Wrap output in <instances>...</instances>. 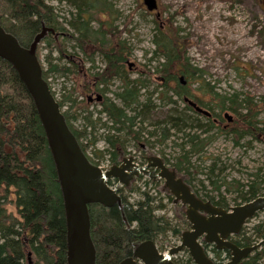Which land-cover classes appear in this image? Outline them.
Listing matches in <instances>:
<instances>
[{"label": "trees", "instance_id": "trees-1", "mask_svg": "<svg viewBox=\"0 0 264 264\" xmlns=\"http://www.w3.org/2000/svg\"><path fill=\"white\" fill-rule=\"evenodd\" d=\"M54 2L57 4L45 0H0V25L25 47L43 26L50 28V37L42 39L36 50L42 77L49 82L50 74L54 78L70 75L73 79L77 74L86 75L102 94L103 99L93 103L99 105L98 113L104 119L92 118V112L87 111L90 104L82 94L79 101L83 103L79 106L82 124L78 126L74 124L78 119L76 100L72 97L74 88L65 92L63 86L58 97L51 88L61 110L63 103L69 102V108L62 113L90 162L100 165L106 154L110 165L111 160L126 152L129 140L136 142L145 133L147 140L154 137L153 146L180 134L179 143L173 140L179 146V156L173 162L164 154L163 157L180 175L189 176L196 172L190 170L191 156L203 151L219 135L228 137L236 146H247L253 140L264 143V118L259 116L264 112V96L239 97L238 93L227 96L215 92L214 86L205 79V71L189 63L185 40L180 36L182 41H178L173 33L177 29L167 31L159 25L157 17L152 19L156 24L154 48L148 62L136 68L146 78L131 79L128 59L132 49L123 37L125 28L115 24L120 13L112 1ZM59 4L71 7L69 18L59 15ZM69 41L71 50L66 47ZM42 47L46 50L44 58L40 54ZM96 58L102 66L96 65ZM155 61L156 65L150 66ZM115 79L120 81V90L115 92L119 103L106 96L108 85ZM89 82H84L87 90L92 88ZM150 82L155 87L140 101V90ZM195 83V88H191ZM153 95L163 106L170 105L162 121H149L156 107ZM189 100L212 112L218 120L222 112L231 114L232 120L221 123L213 121L211 116H201L191 108ZM178 102L183 106L179 108ZM146 120L149 128L145 131L142 124ZM98 123L103 129V149L95 145ZM245 139L250 140L242 144L240 141ZM215 163L208 167L207 177L217 195L209 196L199 189L195 191L199 197L228 208L230 205L218 193L221 186L235 194L234 199L240 200L239 203L264 196V178L255 174L245 184L227 182L224 178L218 180L211 176ZM107 183L111 185L110 179ZM118 192L120 204H88L96 264H118L145 240H152L161 251L170 245L171 238L178 239L188 224L183 211L176 210L174 198L165 191L132 185L126 190L119 188ZM133 195L137 196L133 199ZM168 203L170 216L166 213ZM65 235L63 199L35 106L10 63L0 58V264H66ZM261 239H264V217L249 228L243 226L231 237L238 246L255 244ZM216 252L229 254L227 249ZM172 260L174 264H195L187 250ZM240 264H264V242Z\"/></svg>", "mask_w": 264, "mask_h": 264}, {"label": "rangeland", "instance_id": "rangeland-1", "mask_svg": "<svg viewBox=\"0 0 264 264\" xmlns=\"http://www.w3.org/2000/svg\"><path fill=\"white\" fill-rule=\"evenodd\" d=\"M45 1L57 4L54 0ZM111 1L114 8L120 13L115 24L119 25L120 28H125L123 37L132 49V54L128 59L131 63L130 66L140 68L142 64L148 62L154 48L152 38L156 27L152 19L156 17V12H158L159 25L167 31L177 29L173 33H175L178 41H182L180 36L185 40V55L189 59V63L205 71V79L214 86L215 92L227 96L238 93L239 97L245 94L254 96V98L264 96V32H262L264 30L262 29L264 28V5L262 0H157V9L148 14H145L147 10L142 0ZM58 8L61 17L69 18L67 14L71 7L59 4ZM127 16H129V21ZM66 45L67 50H71V41L67 42ZM45 53L46 50L42 47L40 52L42 58H44ZM53 56L57 57L56 53ZM149 64L155 66L156 61ZM96 65L102 66L98 58H96ZM128 76L131 79L146 78L145 75H140L135 71L129 72ZM77 81L80 83V101L82 94H84L83 86L90 81V78L88 79L86 75H79ZM63 82L61 77L56 76L53 79L56 97L60 96L62 87L66 86ZM196 85L197 83L191 88H195ZM153 87H155L154 82H150L145 89H141L139 100L142 101L145 93ZM119 90L120 81L115 79L108 85L106 96L119 103L115 98V92ZM152 101L156 107L153 115L149 116V121L164 120L165 111L170 108V105L163 106L156 95L152 96ZM178 103L179 108L183 106L182 103ZM82 104L79 103V106L82 107ZM98 109L99 105L95 103L87 107V111L92 112L93 119L100 117L103 120L104 116L98 113ZM259 116L264 118V112L260 113ZM146 122L147 120L142 124L145 131L149 128V124ZM75 124L80 126L82 118L79 117ZM95 132L97 136L95 145L97 148L103 149L105 147L101 137L103 129L99 123L96 125ZM179 135L173 136L171 140H167L163 144H155L154 146L152 145L155 141L154 137H148L147 140L146 133L137 141L145 143L149 151L159 153L161 156L164 154L170 162H173L179 156V146L174 144L173 140L179 143L180 139L177 138ZM246 140L250 139L240 142L243 144ZM136 144V142L129 140L126 149L133 151ZM106 158L107 155L105 154L101 160L100 166L103 168H107L109 165ZM214 162H216L215 170L211 176L217 177L218 180L224 178L227 182L238 181L245 184L255 174L264 178V143L253 140L247 146H236L228 137L219 135L207 144L203 151L192 155L189 160L190 170L197 173L189 175L191 184L196 190L199 191L200 189V191L208 193L209 196L217 195L215 193L217 191L212 189L207 177L209 174L208 167ZM145 188L148 189V186ZM218 193L230 206L240 202V200L236 202L235 194L229 193L222 186ZM134 196L137 195L131 197L134 199ZM170 208L171 204L168 203L166 213L169 216L172 215ZM263 217L264 210L257 212L256 216L251 218L244 227H251ZM170 240L172 241L170 245L163 247L160 252L178 244L180 237L178 239L173 237ZM208 252L213 257L211 250Z\"/></svg>", "mask_w": 264, "mask_h": 264}, {"label": "water", "instance_id": "water-1", "mask_svg": "<svg viewBox=\"0 0 264 264\" xmlns=\"http://www.w3.org/2000/svg\"><path fill=\"white\" fill-rule=\"evenodd\" d=\"M142 2L147 11L156 10L158 7L157 0ZM262 3L264 4V0ZM155 16L158 18L159 13L156 12ZM47 31L51 29L43 26L25 47L0 25V58L10 63L29 94L54 162L65 214L66 264H96L95 247L90 236L88 204H120V195L115 188L109 186L107 180L114 177L119 183L127 184L138 173L163 179L174 201L185 206L183 213L190 228L182 231L180 242L165 252H160L152 240H145L135 246L131 256L122 259L118 264H174L172 256L183 250H187L195 264H215L200 240L230 252V259L222 264H238L240 259L264 242L261 239L251 246L241 248L228 239L247 220L264 210V196H257L228 208L217 206L197 196L157 155L148 157L145 166L134 162L126 165L122 162L108 169H101L90 162L69 129L48 82L42 77V67L36 50ZM96 99H100V96L97 95ZM196 109L208 113L199 106ZM224 116L227 121L232 120V115L228 112ZM149 166H154L158 172H149L146 169Z\"/></svg>", "mask_w": 264, "mask_h": 264}, {"label": "flooded vegetation", "instance_id": "flooded-vegetation-1", "mask_svg": "<svg viewBox=\"0 0 264 264\" xmlns=\"http://www.w3.org/2000/svg\"><path fill=\"white\" fill-rule=\"evenodd\" d=\"M262 2H263V0H262ZM263 4V3H262ZM264 5V4H263ZM48 33L46 34V36L45 37H50V35H49V31H47ZM128 71L129 72H136V67H134V66H129L128 67ZM84 76V75H83ZM61 78L63 79V84L64 85H66V86H64V89H63V91H65V92H67V91H71L73 88H74V92L72 93V97H75V100H76V107H77V113H78V119H79V81H77V78H78V80H79V74H77L76 75V77L73 79V78H71V76L70 75H67V76H61ZM53 79H54V77L52 76V74H50V76H49V78H48V80H49V82H48V84H49V87H50V89L52 88L53 89ZM69 82H71V83H69ZM84 87V88H83ZM82 88L84 89V96H86V102L88 103V104H92L93 102H99V101H101L102 99H103V96H102V94L98 91V90H96L95 89V87H94V85H93V83L91 84V87L92 88H89V90H87L86 88H85V86H83ZM154 88V87H153ZM152 88V89H153ZM86 92H88V93H86ZM82 93H83V90H82ZM97 95H99L100 96V99H96V96ZM192 103H194L193 101H191V100H189L188 101V104L191 106V108L193 109V110H196L197 111V109H196V106H199V107H201L200 105H198L197 103H194V104H192ZM193 105V106H192ZM69 108V102H64L63 103V106H62V111H64V110H67ZM202 109H203V107H201ZM205 110V109H204ZM197 112H199V111H197ZM200 114H202L201 116H203V115H205L206 117L208 116V117H212L213 118V121H219L220 120V122L221 123H223V121L224 120H227L226 118H225V116H224V113L225 112H222V114H221V117H220V119L218 120V118L217 117H215V116H213V114H212V112H209L208 111V113L206 114V113H203V112H199ZM78 119H76V120H78ZM75 120V121H76ZM75 124V123H74ZM79 126V125H78ZM133 142H135V141H133ZM136 146H135V148L133 149V151H131V150H127L126 149V152L125 153H123V152H121L120 153V155L117 157H115V159H113V160H111L110 161V165H108V167L106 168V169H108L110 166H112V165H119V164H121L122 162H124L126 165H129V164H131L132 162H134V163H136V164H138V165H140V166H145L146 164H147V159H148V157L151 155V154H154V155H157V156H159V157H161L162 159H163V161L165 162V164L169 167V168H171V169H173L174 171H175V173L177 174V176H180L182 179H183V181H185V183H187L189 186H190V188H191V190L195 193V191H196V189H195V187L191 184L192 182H191V180H190V178H189V176H182V175H180L178 172H177V170H176V168H175V166H172L170 163H168L167 161H166V159L163 157V156H161L159 153H155V152H152V151H149V149L147 148V146H146V144L145 143H140V142H138V141H136ZM129 158H131V160H129ZM149 172H151V173H154V174H156L157 172H158V170L157 169H155V167L154 166H149V167H147L146 168ZM110 179V181H111V186L113 187V188H115L116 189V191H117V193L119 194V192H118V189L120 188V190L121 189H127V188H129L130 186H132V185H137V186H141V187H145V186H148V188L150 189V191H151V189H154V190H156V191H158V190H161V191H165L166 193H169L168 192V190H167V188L165 187V185H164V181H163V179H161V178H158V177H156V178H150L149 176H147V175H145V174H143V173H138L137 175H135V176H133L132 177V179H130L129 181H128V183L127 184H121V183H119L118 182V179L117 178H109ZM152 187V188H151ZM196 194V193H195ZM201 194V193H200ZM120 195V194H119ZM197 195V194H196ZM198 196V195H197ZM201 198V197H200ZM204 200V199H203ZM205 200H208V199H205ZM210 201V200H209ZM173 202H174V204H176V210H181V211H183V209L185 208V206L183 205V204H181L180 202H175L174 200H173ZM176 216H177V214H176ZM255 216V215H254ZM253 216V217H254ZM248 221V220H247ZM247 221H246V223H247ZM245 223V224H246ZM244 224V225H245ZM243 225V226H244ZM242 226V227H243ZM190 228V225H189V223L184 227V229L182 230V231H184V230H187V229H189ZM242 229V228H241ZM240 229V230H241ZM239 230V231H240ZM181 231V232H182ZM239 231L236 233V234H238L239 233ZM181 234V233H180ZM233 235H235V234H231V235H229V237H228V239L231 241V242H233L234 243V241L233 240H231V237H233ZM201 241V243H202V245H203V247H204V250L207 252V254L209 255V252H208V250H211V252L213 253V257L211 256V255H209L210 256V258L213 260V262L215 263V264H222V263H224V262H226V261H228L229 259H230V257H231V255H230V252H229V254H226V253H222V252H216V251H218V250H221V249H217V248H215V246L213 245V244H208V243H204V241L203 240H200ZM251 245H253V244H250V245H245V246H238V247H241V248H243V247H247V246H251ZM213 250H215V251H213ZM165 252V251H164ZM250 252H252V251H250ZM250 252L248 253V254H250ZM178 254V253H177ZM248 254L245 256V257H243L242 259H244V258H246L247 256H248ZM215 256L217 257V258H215ZM242 259H240V261L238 262V264H240V262H241V260ZM224 260H226V261H224Z\"/></svg>", "mask_w": 264, "mask_h": 264}, {"label": "bare ground", "instance_id": "bare-ground-1", "mask_svg": "<svg viewBox=\"0 0 264 264\" xmlns=\"http://www.w3.org/2000/svg\"><path fill=\"white\" fill-rule=\"evenodd\" d=\"M193 106V105H192ZM154 154H151L150 156H153ZM149 156V157H150ZM97 166H99L101 169H106V168H103V167H101L100 165H97ZM177 245V244H176ZM175 246V245H174ZM173 247V246H172Z\"/></svg>", "mask_w": 264, "mask_h": 264}]
</instances>
